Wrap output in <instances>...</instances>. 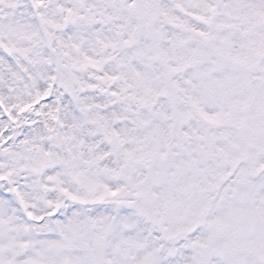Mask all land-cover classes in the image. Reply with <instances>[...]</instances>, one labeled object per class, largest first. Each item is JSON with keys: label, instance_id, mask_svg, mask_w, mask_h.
Listing matches in <instances>:
<instances>
[{"label": "snow or ice", "instance_id": "1", "mask_svg": "<svg viewBox=\"0 0 264 264\" xmlns=\"http://www.w3.org/2000/svg\"><path fill=\"white\" fill-rule=\"evenodd\" d=\"M0 264H264V0H0Z\"/></svg>", "mask_w": 264, "mask_h": 264}]
</instances>
